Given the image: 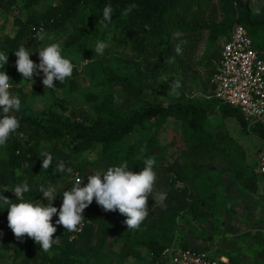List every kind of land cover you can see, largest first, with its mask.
Returning a JSON list of instances; mask_svg holds the SVG:
<instances>
[{"label":"trees","instance_id":"obj_1","mask_svg":"<svg viewBox=\"0 0 264 264\" xmlns=\"http://www.w3.org/2000/svg\"><path fill=\"white\" fill-rule=\"evenodd\" d=\"M253 1H242L237 12L233 0H0V26H3L0 51L9 53V63L4 69L11 79V87L17 84L20 76L13 51L20 46L30 52L37 51L36 32L41 26L53 31H69L74 20L91 19V29L84 25L72 27L69 48L79 52L86 50L85 42L96 45L103 41L108 45L104 56L119 54L128 59L122 66L97 71L105 77L109 88L123 91L126 108L117 107L113 94H109L103 99L89 96L96 113L92 124L61 114L47 121L32 115L16 116L19 129L0 147V192L27 182L30 192L25 198L46 203L43 193H39L41 186L55 185L61 193L74 183L70 181L73 176L78 179L85 176V183L86 175L94 170L123 162L138 172L154 150H158L161 157L163 149L159 136L169 123L183 145L174 148L170 166L155 163L156 180L153 196L148 198V215L137 228L128 229L126 216L118 210L105 211L99 205H89L83 213L85 219L75 231L57 225L59 217L53 216L52 223L57 229L53 239L56 240L45 252L26 234L18 239L8 227L7 210L0 209V261L9 259L10 264H106L101 257L111 252L109 241L116 238L124 259L141 260L146 252L153 257L152 264H158L167 248L177 246L182 215L200 220L215 209L216 194L210 186L219 183L217 165H227V171L235 175L246 191L257 193L259 171L255 178L247 176L249 164L244 149L229 136H214L208 124L217 115L234 119L244 132L253 133L263 142V148L264 128H254L250 133L241 111L215 99L211 84L215 70L210 72V83L204 90L207 95L211 92V99L209 96L191 99L183 90L189 77L194 75L197 79L193 71L197 63L195 55L202 45L214 47L222 40L229 41L237 13L255 49L264 55V7L259 13L253 12ZM46 3V9L39 11L38 7ZM109 4L113 8L112 20L103 22V9ZM12 13L18 30L14 36L6 34L4 26ZM221 56L222 53L220 56L213 54L209 62L220 63ZM169 67L175 72L176 85L160 84L159 94L166 98V103L147 105L143 98L146 91L157 93L148 88V83L157 81L162 71ZM68 78L63 83L55 81L54 90L61 91L73 85ZM151 124L157 127L155 131ZM135 135L138 138L133 140ZM143 146L148 148L145 154H142ZM41 152L53 155V165L47 170L41 167ZM88 152L92 155H87ZM261 154L259 152L258 156ZM60 161L73 168L74 173H57L54 169ZM155 193H165L166 199L162 203L155 202ZM4 195L16 199L12 191ZM59 199L62 202L61 198L56 200ZM93 202L96 203L95 199ZM228 259L229 264H237L232 256Z\"/></svg>","mask_w":264,"mask_h":264},{"label":"rangeland","instance_id":"obj_2","mask_svg":"<svg viewBox=\"0 0 264 264\" xmlns=\"http://www.w3.org/2000/svg\"><path fill=\"white\" fill-rule=\"evenodd\" d=\"M47 4L41 5L38 10H45ZM263 7L264 0H254L251 3V10L255 13H259ZM13 16L14 13L7 16L9 19L8 21L5 20L4 26L6 34L14 36L18 30L15 27ZM78 25H84L91 29L92 21L80 17L72 22L69 31H53L46 28L44 30L55 37L52 42L59 43L62 48V55L73 63L74 71L72 76L68 78V81L73 82V85H68L66 89L61 91L45 89L42 83V74L34 76L32 83L23 81L20 74L17 84L10 89L12 95L21 100L20 110L14 111L13 115L17 117L32 115L47 121L53 115L61 114L65 118H74L92 124L96 120V113L94 102L89 99V96L103 99L105 95L109 94H113L114 103L117 107L126 108L123 91L120 88H109L105 77L98 74L97 71L113 68L117 65L122 66L128 59L119 54L106 57L104 56L105 52L102 56L96 55L95 45L87 42H85L86 50L77 52L70 49L69 44L73 36L72 27ZM2 28L3 26H0V29ZM36 41L38 48L44 43ZM226 42L227 40H222L214 47L204 43L195 55L197 63H195L193 71L197 73V79L193 75L183 86L188 98L209 96L211 99L210 88L207 89L210 92L208 95L206 92L204 93V90L207 85L209 86L210 72L217 71L221 62L210 63L209 60L213 54L220 56ZM111 47L113 46L111 45ZM31 59L39 63L38 52ZM175 78V72L170 67L163 70L157 81L148 83V88L156 90L157 93L147 90L143 97L145 103L147 105L165 104L166 98L159 94L162 90L160 84L176 85ZM39 90L43 92L39 93ZM208 125L209 131L214 136L217 137L220 134L229 136L244 149L249 164L246 168V174L250 178H255L258 172V153H262L264 149L261 144L263 142L256 139L254 134L250 135L244 132L240 124L234 119H225L217 115L211 119ZM151 126L154 131L157 129L154 124ZM137 138L138 136L135 135L133 140ZM159 142L163 149L161 159L158 156V150H154L150 158L154 159L159 166H170L172 164L171 154L175 152L174 148L183 146L180 137L175 134L172 123H169L165 131L160 134ZM147 149V146H143L142 154H145ZM87 155L90 156L92 153L88 152ZM217 169L219 183L210 186L216 194L215 209L202 216L200 220H194L188 214L182 215L179 220L177 246H189L199 250L217 252L227 257L232 256L237 264H264V177L257 174L258 190L257 193L253 194L243 188L234 174L227 171V165L219 164ZM77 179L78 177L73 176L70 181L75 182ZM59 192L60 189L57 190L58 194ZM60 204V199L53 201V206L58 209ZM108 249L112 253H105L101 257L106 264H152L153 257L146 252H143L141 260L124 259L121 246L118 245L116 238L109 241ZM0 264H10V261L9 259L6 262L0 261Z\"/></svg>","mask_w":264,"mask_h":264},{"label":"clouds","instance_id":"obj_3","mask_svg":"<svg viewBox=\"0 0 264 264\" xmlns=\"http://www.w3.org/2000/svg\"><path fill=\"white\" fill-rule=\"evenodd\" d=\"M131 11V8L128 9ZM113 8L106 5L103 9V22H111ZM36 39L44 42L35 52L28 51L24 46L13 51L17 71L22 75L23 81L33 82L34 76L42 74V83L45 89L54 90L55 81L63 83L66 78L71 77L74 65L70 59L62 55V48L59 43L43 29L36 34ZM108 45L98 41L95 45V54L103 55ZM179 51V49H177ZM39 63L34 62L30 57L37 53ZM9 63V53L0 51V69H4ZM10 77L6 69L0 70V147H3L9 139L10 134L19 129L20 122L12 112H18L21 100L12 95L10 88ZM39 159L41 167L45 170L53 165V155L49 152H41ZM156 161L148 158L144 161V168L138 172L133 171L127 162L118 166H110L106 169L99 168L91 174L77 179L70 187L57 193L55 185L41 186L39 193H43L46 201L40 202L26 199L25 194L30 192V185L22 182L11 189L5 188L0 192V209L7 210L8 227L14 235L20 239L25 234L33 238L40 248L47 252L53 246L56 239L53 234L56 227L53 226L52 218L58 215L57 225H62L68 231L77 230V226L85 219L84 210L92 204L95 199L97 205L105 211L118 210L126 216L125 224L128 229L137 228L148 215V198L153 196L156 173L153 168ZM63 175H72L74 169L66 167L63 161L58 162L54 169ZM12 191L16 199H9L4 192ZM61 198L59 209L53 206L57 197ZM166 199L165 193H155L154 201L162 203ZM15 201V202H14ZM2 212V211H0Z\"/></svg>","mask_w":264,"mask_h":264},{"label":"built area","instance_id":"obj_4","mask_svg":"<svg viewBox=\"0 0 264 264\" xmlns=\"http://www.w3.org/2000/svg\"><path fill=\"white\" fill-rule=\"evenodd\" d=\"M233 1L238 12L244 0ZM41 29L45 30L41 26L36 33ZM221 57V65L211 81L215 99L241 111L250 133L254 128H264V55L255 49L238 13ZM258 171L264 177V149L258 158ZM90 206L98 205L92 202ZM158 264H228V261L217 257L214 252L173 246L161 254Z\"/></svg>","mask_w":264,"mask_h":264},{"label":"crops","instance_id":"obj_5","mask_svg":"<svg viewBox=\"0 0 264 264\" xmlns=\"http://www.w3.org/2000/svg\"><path fill=\"white\" fill-rule=\"evenodd\" d=\"M219 67H220V65H219ZM192 248V247H191ZM200 250H203V249H200ZM214 254L217 256V257H222V258H225V260L226 261H228V264H229V259H228V257L227 256H225V255H223V254H218L217 252L215 253L214 252Z\"/></svg>","mask_w":264,"mask_h":264}]
</instances>
